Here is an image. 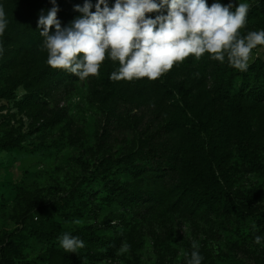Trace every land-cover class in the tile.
Here are the masks:
<instances>
[{"label":"rangeland","instance_id":"374dc122","mask_svg":"<svg viewBox=\"0 0 264 264\" xmlns=\"http://www.w3.org/2000/svg\"><path fill=\"white\" fill-rule=\"evenodd\" d=\"M12 1L0 0L5 12ZM213 2L207 0L209 6ZM220 2L226 5L230 0ZM239 2L250 5L240 34L264 29V0ZM40 7L31 11V19L38 17ZM146 15L154 18L157 13ZM15 60V67H10L0 57V90L17 84L10 98L0 97V264H62L58 252L67 256L64 264H187L193 242L199 244L202 264H264V241L260 245L254 242L255 236L264 237L262 111L247 102L222 100L231 117L227 121L239 130L250 125L257 140L252 143L254 148L240 145L235 150L232 145L224 166L218 169L215 164L214 175L222 181L221 188L207 189L210 199L194 217L169 213L157 202L141 209L134 203L119 204L115 197L134 186L135 179L127 171L134 166L139 171L136 178L143 180V191H162L149 176L162 153L151 149L168 146L167 137L159 131L170 113L154 115L152 98L137 107L130 93L127 102L118 97L115 102L113 96L101 102V88L93 89V80L99 75L72 85L64 78L54 79L52 84L50 80L33 81L34 75L21 80L25 67L21 59ZM178 63L184 67L179 73L171 68L152 80L169 104L181 100L174 85L185 79L183 71L188 68L206 74L209 88L217 66L231 67L227 57L221 63L210 59L208 53L199 59L189 55ZM249 64L247 71L236 69L231 75L242 72L243 91L252 87L255 71L264 73V45L252 51ZM233 80L230 94L237 98L242 82L239 85L238 76ZM23 98L31 101L20 104ZM37 100L38 105L31 103ZM187 160L199 177L212 172L193 167L192 156ZM190 189H172L168 196L183 209L180 196ZM51 230L78 236L86 246L76 254L67 253L57 237L52 243L40 237ZM49 251L52 255L47 259Z\"/></svg>","mask_w":264,"mask_h":264},{"label":"trees","instance_id":"16d2710c","mask_svg":"<svg viewBox=\"0 0 264 264\" xmlns=\"http://www.w3.org/2000/svg\"><path fill=\"white\" fill-rule=\"evenodd\" d=\"M92 2L95 3V0H92ZM112 2L114 0H110V4ZM39 3L42 4L41 7ZM83 3L84 0H57L60 8L57 15L58 19L62 22V26L67 25L71 20L80 15L74 11V6L77 4L82 6ZM39 7L46 13L52 5L50 0H13L6 6L9 24L4 35L0 37V42L3 43L5 49L2 56L3 62L10 67H15V63L17 64L15 59H21L23 61L21 65L25 67L20 73L22 76L21 80L34 75L33 81L39 80L46 83L47 80H50L52 84L55 81L54 79L64 78L66 84L72 85L73 82L79 80L78 77L66 70L52 68L47 63L48 53L43 48V38L37 29L39 14L34 19L30 18L31 11L34 8L38 10ZM94 10L93 8L92 11ZM213 66L215 65L213 64ZM102 67L99 79L93 80V89L96 87L101 88V102H107L111 96L114 97L115 100L113 101L115 102L117 101V97L119 100L127 102V94L130 93L132 95L131 101L137 107L144 106L145 100L149 103L148 98H152L154 100V115L165 112L170 113L163 129L161 128L159 131V134L167 137L166 142L168 146L163 148L160 146L158 149L157 147H153L151 149L152 152L162 153L160 163H157L158 166H155L152 169L153 173L149 175L155 178V183L160 184L162 191L158 193L143 191V180L139 177L136 178L139 171L134 166V169L133 167L127 169L130 176L135 179L134 186L129 190H124L123 195L119 197L116 195L115 201L119 204L134 203L141 209L144 206L150 207L153 203L157 202V205H162L165 211L169 213L183 212L184 215L194 217L203 208L205 202L210 199L207 189L221 188L222 181L214 175L217 171V169L214 171L215 164L218 169L224 166L226 157L230 151L229 148H232V145L234 146L232 149L235 150L240 145L250 148L253 146L252 143L257 140L255 133L249 129L250 125H247L246 130H239L235 128V125L231 121H227L231 117L227 116V111L229 110H226L227 107L222 103V100L227 99V102H233L234 100L243 103L247 102L255 110L262 111V115H264V107H262V102H264V73L261 71L256 73L255 71L252 87L243 91L242 87L246 86L244 82L245 78H241L242 72L237 73L231 78V75L236 72V69L233 67L220 69L217 66L216 73L213 76V83L209 88H207L206 74L202 75L195 68L192 69L190 67L183 71L185 79L180 80L174 85L176 94L181 97V100H178V103L169 104L164 99L166 94L161 95V88H159L160 86L156 81L148 80L146 82L148 79L146 77L131 81L121 80L116 82L110 80L109 76L113 71L118 69L119 61L107 58V54L106 59L102 62ZM172 68L173 72L179 73L184 67H181L176 62ZM250 68L253 69L252 66ZM237 76L238 78L240 77L239 85L242 83L240 89H238V96L236 98L230 94V89L233 86V79ZM19 82L24 83V81ZM16 87L17 84L6 89H1L0 97L10 98L11 89L13 90ZM25 87L27 88L28 85ZM149 92L152 93L150 94ZM166 92L164 90V93ZM245 99L247 100L245 101ZM30 101L23 98L18 102L22 104ZM180 102L182 104H179ZM31 103L38 105L40 101H32ZM53 120L54 118H52ZM262 123L264 126V119ZM195 125L197 126L196 129ZM261 130H263L262 127ZM6 144L11 145L8 141ZM191 156L193 167L197 169L201 166L210 169V171L212 170V172L210 174L206 173L203 177L196 175V170L189 167V161L187 160V157ZM192 177H195L194 182L192 181ZM183 186L192 187L193 189L187 190L188 193L180 196L183 197L179 201L183 202L184 207L182 209L177 200L171 201L168 192L172 189L181 190ZM76 192L78 191L76 190ZM186 196L192 200L190 204L185 200ZM144 202L146 205L143 204ZM40 237L45 242L52 243L54 237L59 239L62 235L51 230L42 233ZM54 251L58 250L54 249ZM51 253L52 251H49V254H45L47 259L48 255H52ZM87 254V252L82 253L85 256ZM56 255H60L58 261H61L62 264L67 261V256L63 255V253L58 252Z\"/></svg>","mask_w":264,"mask_h":264},{"label":"clouds","instance_id":"9594fccd","mask_svg":"<svg viewBox=\"0 0 264 264\" xmlns=\"http://www.w3.org/2000/svg\"><path fill=\"white\" fill-rule=\"evenodd\" d=\"M52 7L42 9L37 29L47 50V63L75 75L81 80L99 75L101 63L107 58L119 61V67L109 79L121 81L140 78L156 80L169 71L174 63L189 55L197 59L205 53L223 63L227 57L231 67L247 71L252 51L264 45V29L240 34L247 23L248 3L221 4L214 0H84L75 5L80 15L62 26L57 0ZM95 9L92 11V9ZM157 13L155 17L146 14ZM9 20L0 4V37ZM0 42V57L4 54ZM264 237L257 235L254 242L260 245ZM59 245L67 253H77L85 242L65 232ZM124 246V250L128 249ZM187 264H202L204 257L199 244Z\"/></svg>","mask_w":264,"mask_h":264}]
</instances>
